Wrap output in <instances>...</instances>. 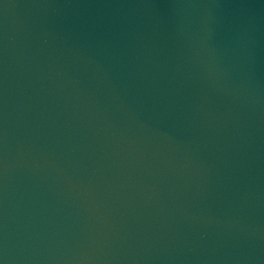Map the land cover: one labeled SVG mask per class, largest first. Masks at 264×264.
I'll return each mask as SVG.
<instances>
[{"label": "water", "instance_id": "1", "mask_svg": "<svg viewBox=\"0 0 264 264\" xmlns=\"http://www.w3.org/2000/svg\"><path fill=\"white\" fill-rule=\"evenodd\" d=\"M0 264H264V0H0Z\"/></svg>", "mask_w": 264, "mask_h": 264}]
</instances>
